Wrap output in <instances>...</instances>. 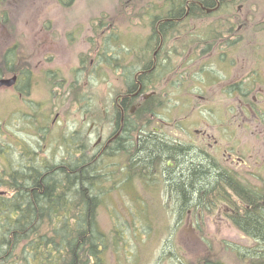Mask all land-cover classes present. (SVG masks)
Listing matches in <instances>:
<instances>
[{"label": "flooded vegetation", "instance_id": "1", "mask_svg": "<svg viewBox=\"0 0 264 264\" xmlns=\"http://www.w3.org/2000/svg\"><path fill=\"white\" fill-rule=\"evenodd\" d=\"M236 1L186 0L183 14L179 16L181 11L172 18L159 17L158 11H152L150 16L145 15V25L152 29L148 40L126 41L125 54L104 55L98 44L90 63L96 80L104 81L102 76L106 74L107 87L111 86L109 98L95 97L98 111L90 118L82 116L84 122L92 120L85 134L93 139L92 145H87L93 160L99 169L107 170V181H101L108 191L106 199L113 192L110 184L120 178L119 183L133 193L134 189L144 190L148 195L141 197L143 201L171 207L167 216L186 225L187 232L181 237L199 245L195 248H203L193 257L190 254L195 252L180 248L177 264H186V260L192 264H264L262 237L243 221L251 212L264 216V67L257 72V80L251 81L255 93L247 101L245 94L251 89L245 92L246 80L239 72L245 66L243 61L237 66L238 79L229 82L227 78L228 70L237 64L227 45L237 42L239 46L243 38L236 42L228 38L204 41V48L199 52L188 48V55L179 62L172 54L178 38L185 41L183 47L189 41L200 42L199 38L186 40L190 31L199 29L187 22L190 17H217L225 10L218 19L228 21ZM171 19L172 23H165ZM213 19L217 18L213 17L205 28L216 26ZM261 24L253 26L264 28ZM109 31L111 40L119 42L118 29ZM134 44L140 47H132ZM220 44L223 48L213 49ZM211 58L216 69L222 71V79L211 67L206 68ZM190 62L191 68L181 70ZM191 70L199 78L189 75ZM13 75L16 82L12 87L20 77ZM218 84L223 93L237 98L236 106H224L219 114L209 105L186 102L177 96L208 93ZM171 94L176 99L167 103L166 97ZM16 166L20 168L19 161ZM0 170L3 176L7 168ZM0 195L7 197L5 192ZM181 232L174 235L178 237ZM245 238L253 240L252 244L244 246Z\"/></svg>", "mask_w": 264, "mask_h": 264}, {"label": "rangeland", "instance_id": "2", "mask_svg": "<svg viewBox=\"0 0 264 264\" xmlns=\"http://www.w3.org/2000/svg\"><path fill=\"white\" fill-rule=\"evenodd\" d=\"M146 1L150 0H70L67 4L60 0H0V24H3V37H0V69L3 71L0 76H20L16 86L0 87V148H3L0 169L8 164L16 168L18 161L28 163L29 152L33 164L67 161L73 147L83 149L85 145H92L93 139L85 134L92 120L84 122L82 116L90 118L96 113L95 97L105 100L111 91V86L107 87L106 74L102 76L104 81L99 82L94 77L90 63L95 57V48L102 37L108 36L109 28L118 29L120 47H125L126 41L148 40L152 29L145 25L148 24L143 7ZM217 14L213 16L217 18L213 19L216 26L207 28L205 26L213 17L197 15L187 20L199 29L190 31L186 40L199 38L200 42L189 41L183 47L185 41L178 38L172 52L175 61L188 55L185 54L188 48L199 52L206 45L204 41L228 38L236 42L243 38L239 46L236 42L227 47V51L237 57V64L233 70H228L227 78L229 82L238 79L237 66L243 63L244 68L239 69L243 77L257 73L264 67V28L253 25L262 23L264 27V0H237L231 6L228 21H220L225 10ZM223 46L220 44L213 49L220 50ZM132 47L140 46L134 44ZM9 50H13V71L6 70L5 56ZM202 56L205 58L207 54ZM192 64H184L181 70L191 68ZM210 67L214 74L221 75L219 79L223 78L222 71L214 66V58L206 65L207 69ZM22 70L27 71L23 74L28 78L26 83L20 75ZM189 75L199 78L193 70ZM249 87L251 91L245 94L247 101L255 93V88ZM24 88L27 92L22 91ZM207 92L177 96L186 102L209 105L218 114L224 106H236L237 98L223 93L220 84ZM175 99L171 94L166 102L173 103ZM106 171L102 169L108 178ZM120 180L112 181L113 192L108 199V193L101 197L104 201L97 211L102 230L108 234L118 230L125 236L119 251L116 247L109 249L107 264H177L180 248L195 252L190 254L192 257L199 256L196 253L203 248L197 249L199 245L181 237L187 232L186 225L177 224L167 216L171 207L152 206L141 198L148 195L144 190L133 188V193L119 183ZM1 182L5 184L6 178ZM0 191L7 197L12 196L5 185L0 186ZM180 231L183 232L178 237L174 235ZM251 242L250 238L242 240L244 246ZM186 264L192 263L186 260Z\"/></svg>", "mask_w": 264, "mask_h": 264}, {"label": "trees", "instance_id": "3", "mask_svg": "<svg viewBox=\"0 0 264 264\" xmlns=\"http://www.w3.org/2000/svg\"><path fill=\"white\" fill-rule=\"evenodd\" d=\"M69 1L60 0L63 4ZM185 1L155 0L143 7L149 16L158 11L159 17L172 18L182 11ZM111 38L102 37V54H125L126 47ZM5 64L7 71H13V50L6 53ZM26 72L21 71L24 83ZM258 76L252 72L245 77V92ZM28 157V164L20 163V168L6 167L5 184L0 179V186L12 191L11 197L0 195V264H107L109 249L119 251L125 236L118 230L108 234L99 225L97 211L104 201L101 197L108 193L101 181L107 176L94 162L91 149L73 147L67 161L59 163L33 164L30 152ZM243 221L252 232L257 231L264 244V216L251 212Z\"/></svg>", "mask_w": 264, "mask_h": 264}, {"label": "water", "instance_id": "4", "mask_svg": "<svg viewBox=\"0 0 264 264\" xmlns=\"http://www.w3.org/2000/svg\"><path fill=\"white\" fill-rule=\"evenodd\" d=\"M16 82V75H13L10 78H0V87H12Z\"/></svg>", "mask_w": 264, "mask_h": 264}]
</instances>
